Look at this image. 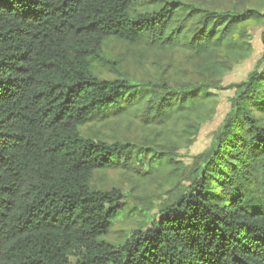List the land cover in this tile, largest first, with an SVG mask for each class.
I'll list each match as a JSON object with an SVG mask.
<instances>
[{
  "label": "trees",
  "instance_id": "obj_1",
  "mask_svg": "<svg viewBox=\"0 0 264 264\" xmlns=\"http://www.w3.org/2000/svg\"><path fill=\"white\" fill-rule=\"evenodd\" d=\"M155 2L157 11L136 12V0H0V264H264V32L253 70L227 87L231 108L185 192L124 244L101 240L125 195L94 189V173L128 169L148 150L149 165L177 163L172 153L80 130L129 110L185 119L218 89L213 80L173 89L102 79L94 64L118 72L105 42L181 48L206 60L241 48L245 24L262 17Z\"/></svg>",
  "mask_w": 264,
  "mask_h": 264
},
{
  "label": "rangeland",
  "instance_id": "obj_2",
  "mask_svg": "<svg viewBox=\"0 0 264 264\" xmlns=\"http://www.w3.org/2000/svg\"><path fill=\"white\" fill-rule=\"evenodd\" d=\"M157 0H136V12H154L161 6ZM210 11L251 10L260 13V20L245 24L237 37L241 48H221L206 60L181 48L150 49L144 45H127L108 40L103 46L104 57L117 63V70L108 64H94L95 74L102 79L119 76L134 83H164L173 89L191 85H208L210 103H205L185 119L168 117L163 122L146 118L142 110H129L121 115L97 118L84 126L83 137L109 144L129 142L137 149H153L173 154L177 163L149 165L148 150L142 163L135 161L128 169L95 172L91 185L96 190L117 188L125 195L124 207L111 220L102 241L120 246L136 229L147 230L163 205L182 195L189 185L188 173L200 164L199 157L211 146L212 138L231 108L234 90L227 89L246 79L259 61L263 45L264 0H179ZM214 65L217 71L212 70ZM172 116V115H168ZM143 154V153H141Z\"/></svg>",
  "mask_w": 264,
  "mask_h": 264
}]
</instances>
